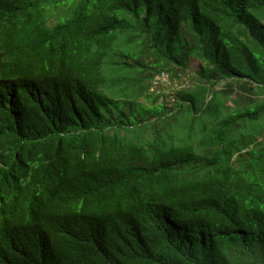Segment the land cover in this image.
Masks as SVG:
<instances>
[{
  "label": "trees",
  "instance_id": "trees-1",
  "mask_svg": "<svg viewBox=\"0 0 264 264\" xmlns=\"http://www.w3.org/2000/svg\"><path fill=\"white\" fill-rule=\"evenodd\" d=\"M0 264H264V0H0Z\"/></svg>",
  "mask_w": 264,
  "mask_h": 264
},
{
  "label": "built area",
  "instance_id": "built-area-1",
  "mask_svg": "<svg viewBox=\"0 0 264 264\" xmlns=\"http://www.w3.org/2000/svg\"><path fill=\"white\" fill-rule=\"evenodd\" d=\"M170 81V74L167 71H160L153 79L152 89H158L160 86L168 84Z\"/></svg>",
  "mask_w": 264,
  "mask_h": 264
}]
</instances>
